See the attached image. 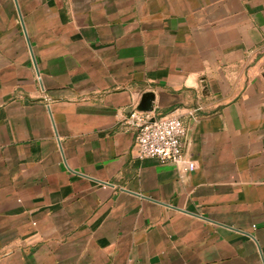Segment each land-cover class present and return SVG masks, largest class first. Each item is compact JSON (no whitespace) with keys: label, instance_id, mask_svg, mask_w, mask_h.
Here are the masks:
<instances>
[{"label":"crops","instance_id":"0c3cea01","mask_svg":"<svg viewBox=\"0 0 264 264\" xmlns=\"http://www.w3.org/2000/svg\"><path fill=\"white\" fill-rule=\"evenodd\" d=\"M0 264H264V0H0Z\"/></svg>","mask_w":264,"mask_h":264},{"label":"built area","instance_id":"2783aa9c","mask_svg":"<svg viewBox=\"0 0 264 264\" xmlns=\"http://www.w3.org/2000/svg\"><path fill=\"white\" fill-rule=\"evenodd\" d=\"M122 127L132 132L133 150L138 159L153 158L162 164L180 165L188 172L195 169L194 163L186 162L182 154L187 129L178 117H155L151 111L133 109Z\"/></svg>","mask_w":264,"mask_h":264}]
</instances>
